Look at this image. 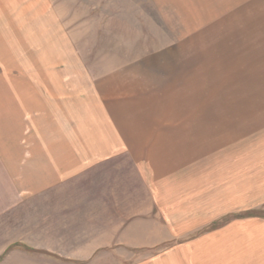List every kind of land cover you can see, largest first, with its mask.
<instances>
[{"label":"rangeland","instance_id":"374dc122","mask_svg":"<svg viewBox=\"0 0 264 264\" xmlns=\"http://www.w3.org/2000/svg\"><path fill=\"white\" fill-rule=\"evenodd\" d=\"M0 37V264L264 243V0H0Z\"/></svg>","mask_w":264,"mask_h":264},{"label":"crops","instance_id":"0c3cea01","mask_svg":"<svg viewBox=\"0 0 264 264\" xmlns=\"http://www.w3.org/2000/svg\"><path fill=\"white\" fill-rule=\"evenodd\" d=\"M7 36V35H6ZM2 40H7V38L6 37H0V65H5V64H10V63H16V64H18V62H20L21 64L20 65H23L24 63H27V61H22L21 60V58L23 57V53L21 52V50L20 49H17V47H16V45H15V43H10V41H7V43L6 42H3ZM14 44V45H13ZM12 45V46H11ZM8 46H11L12 47V49L10 48V47H8ZM13 48H16V49H13ZM15 50V51H14ZM22 68H25V67H22ZM6 77V75H1L0 74V78L1 77ZM9 79V78H8ZM58 141V140H57ZM61 141H62V139L60 138V142L58 141V144H50V145H46L47 146V151H48V149H49V147H52L51 149L53 150H57V153L59 152V147H58V145L61 143ZM105 149V148H104ZM110 151V150H109ZM55 152V151H54ZM53 152V153H54ZM107 152V150L104 152V153H106ZM112 152V151H111ZM47 155H51L50 153H47ZM100 154L98 153L97 154V156H96V158L99 156ZM103 156V155H102ZM102 156H100V157H102ZM106 157V156H105ZM53 158V157H52ZM54 159V158H53ZM15 160V159H14ZM50 160V159H49ZM96 160H98V159H95L94 161H96ZM94 161H93V163H94ZM61 162L63 163L64 162V160L62 159L61 160ZM10 163H12V162H10ZM13 167H16V161H14V163L13 164H11ZM11 167V166H10ZM65 178V175L64 176H58L57 178H54V179H64ZM54 179H52V180H54ZM52 180H50L49 182H51ZM143 238V237H142ZM246 241V243L245 242H242L243 244H245V249L247 250L248 249V251H249V253H250V256H249V253L247 252V256H244L243 258L244 259H242V260H240V261H237L236 263H238V264H247V262L249 263V264H264V243H262V242H259L258 240H255V242H253L252 244H253V247L255 248V246H256V250L254 251V249L252 248V252H251V241H254V240H249L248 239V241L247 240H245ZM260 248H263L262 249V252L260 253L259 252V249ZM245 249H240L239 248V250H240V252H242L243 250H245ZM260 254H263V260H261L260 258H259V255ZM248 256L249 257H252V261L251 262H249V258H248ZM233 261H234V258H233Z\"/></svg>","mask_w":264,"mask_h":264}]
</instances>
